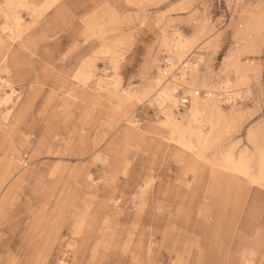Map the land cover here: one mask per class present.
<instances>
[{"label":"rangeland","instance_id":"obj_1","mask_svg":"<svg viewBox=\"0 0 264 264\" xmlns=\"http://www.w3.org/2000/svg\"><path fill=\"white\" fill-rule=\"evenodd\" d=\"M10 2L0 0V31L20 16L26 32L0 47V83L19 95L0 114V264H264V194L222 196L204 165L176 155L168 139L186 134L164 128L146 95L181 54L174 74L189 67L196 97L221 108L204 127L205 164L247 157L258 178L264 0ZM176 38L184 49L173 52ZM98 77L117 92H96ZM188 105L173 110L183 127Z\"/></svg>","mask_w":264,"mask_h":264},{"label":"bare ground","instance_id":"obj_2","mask_svg":"<svg viewBox=\"0 0 264 264\" xmlns=\"http://www.w3.org/2000/svg\"><path fill=\"white\" fill-rule=\"evenodd\" d=\"M4 2L7 4V7L12 4V2H10V0H4ZM5 3H4V5H5ZM25 4L26 3H24L23 6H25ZM19 6L21 8H24V7H22V4H20ZM12 7H13V5H12ZM39 7H40V5H39ZM17 8H16V10H17ZM30 8H36V7L30 6ZM30 8L28 7V9H30ZM42 8H40V9H42ZM12 12H15V11H12ZM34 12H36V11H34ZM38 12H36V14ZM7 13H8V11H7ZM43 13H41V14H43ZM16 14H18V13H16ZM7 15H9V14H7ZM34 17H37V16H34ZM21 26H22V18L20 16H18V17L16 16L12 19L6 17V19L4 20L3 26L1 28V31H0V47L1 48L11 46L15 43H20L22 41V38L24 37L23 36L24 30L26 29V27L24 30H22ZM25 32H26V30H25ZM177 38H176V40H173V42L170 46L167 45L172 49L173 52L177 51L179 49L180 50L184 49V45L182 46L181 41L178 42ZM30 45H32V44H30ZM185 47H186V45H185ZM7 52H8V50H7ZM8 55H10V54H8ZM182 59H183V56L181 54H178V53L177 54L175 53V55L172 59L171 58L168 59L166 62V67L164 69L158 70V77L152 83V85L149 86V88L146 91V95H151V98H152L151 101H153L158 106V108L161 112V115L163 118L162 125L164 126V128L166 127V128H171L172 130H176V131H183L184 134H186L185 136L181 135V137L184 139V141L181 139L176 140L175 135H174L175 139L174 138L168 139V141H170V142L172 141L175 144L173 146V148H174V150H176L175 152H177L176 155H178V157H180V159L182 161L186 160L188 162V164L191 165V167H194L193 169L197 173L203 172L202 170H200L199 166H201V164L204 165L205 169H206L205 173H207L211 176V180H209L211 182V185H213L220 192H222L223 193L222 196H226V197H227V195L230 196L232 191H234V192L236 191L234 194H235L236 198H238L240 200L243 197L248 198L249 196L259 195L261 193L264 194V159H262L264 154L262 152L259 153L260 165H259L258 178H255V176H253L252 173H250V169L246 165L247 161H245V158H247V157H245V158L242 157L238 161V160H235L230 155V156H227L223 161H221L222 163L214 164V163L209 162L210 164H208V162L206 161L208 165L205 164V160L203 159V152L205 150V146H206L207 142H206L205 135H204V127H206L207 126L206 124H208L210 131L214 130L216 124L212 120V115L214 113L218 112L221 108H220V105L218 103V100H216V99L209 100V99H206L204 97H201V98L196 97V96H198L199 92H197V90L194 89V86H196L195 83L197 82L198 78L195 75L191 76L190 82H188V78L190 76L189 67L183 68L184 70L182 72H179L178 76L174 74L175 72L173 70L175 69L176 62L177 61L180 62V61H182ZM21 62H23V61H21ZM90 76H94V75H90ZM165 76L167 79L164 78ZM83 79H84V77H83ZM85 79H86V77H85ZM165 80L171 81V84L169 86H167V88H164V81ZM237 81H238V79L229 78L223 83V86H221V89L224 90V93L228 94V98H227L228 101L233 99V97L230 94L238 91L236 89L237 88V84H236ZM6 82L8 83V81H6ZM6 82L0 83V114L1 115L3 114V112H5L4 110L7 111V107L10 106L9 104H11L13 101H15L16 98H19L18 92L15 89L6 90V89L10 88V86L7 85ZM87 82H88V80H87ZM94 88H95L96 92L97 91H101V92L105 91V93L111 94V93L117 92L118 84L112 79L104 78V77H98L95 84H94ZM181 88H184L186 95L188 97H190V99L188 100L189 105L185 107L188 109V114L185 118L187 126H185V127L182 126V124H181L182 122L180 120H178V117L176 116V114L173 111L174 109H176V111H177L179 103L180 102L184 103V101H185L184 97H182V98L178 97L179 92H180L179 89H181ZM98 95H99V93H98ZM212 95H213L212 92L209 91L208 96L212 97ZM104 96L105 95H103V97ZM219 96H221V93H219ZM236 96H239V94L237 93ZM107 98H109V97H107ZM17 102L18 101H16V103ZM8 114H9V112H8ZM8 114H7V117L9 118ZM7 117L5 119V126L10 127ZM130 125H131V127L128 129L131 131V133H130L131 136H133L136 133H139L136 130L137 126L135 125V123H131ZM218 126H219V124H218ZM167 131H169V130H167ZM169 138H171V136ZM258 149H260V148H258ZM207 150H208V148H207ZM17 161H19V159ZM17 161H15L14 159H11L10 165L12 168H18V162ZM8 174H9V170H8ZM2 177H4V176H2ZM239 177L240 178L242 177V179L244 178V180H238ZM196 181H202V180H196ZM204 181H202V182H204ZM255 188L257 190H255ZM148 255H150V254H148ZM148 257L150 258V256H148Z\"/></svg>","mask_w":264,"mask_h":264},{"label":"built area","instance_id":"obj_3","mask_svg":"<svg viewBox=\"0 0 264 264\" xmlns=\"http://www.w3.org/2000/svg\"><path fill=\"white\" fill-rule=\"evenodd\" d=\"M183 104H188V99H185Z\"/></svg>","mask_w":264,"mask_h":264}]
</instances>
